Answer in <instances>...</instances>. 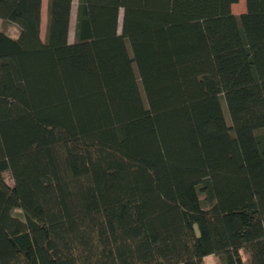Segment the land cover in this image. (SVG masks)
Instances as JSON below:
<instances>
[{"label":"trees","instance_id":"1","mask_svg":"<svg viewBox=\"0 0 264 264\" xmlns=\"http://www.w3.org/2000/svg\"><path fill=\"white\" fill-rule=\"evenodd\" d=\"M0 0V264H264V0ZM226 110V115L224 113ZM5 174H8V182Z\"/></svg>","mask_w":264,"mask_h":264},{"label":"rangeland","instance_id":"2","mask_svg":"<svg viewBox=\"0 0 264 264\" xmlns=\"http://www.w3.org/2000/svg\"><path fill=\"white\" fill-rule=\"evenodd\" d=\"M46 1L42 0L41 3V22H40V35L43 37L44 35V29H45V23H46ZM77 0H72V6H71V20H70V26H69V37H73V24H74V14H75V7H76ZM245 8V1L244 0H238L236 3L232 4L231 10L238 14L244 11ZM0 30L16 36L18 33L17 26L12 22H6L0 19ZM224 113L226 115V110L224 108ZM8 182L10 181L8 174H5ZM217 258L214 255H207L202 258V264H216Z\"/></svg>","mask_w":264,"mask_h":264}]
</instances>
